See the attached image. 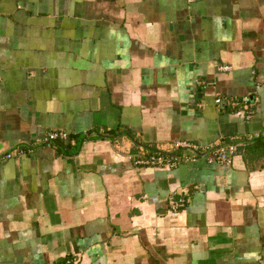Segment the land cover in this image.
Returning a JSON list of instances; mask_svg holds the SVG:
<instances>
[{
	"label": "crops",
	"instance_id": "crops-1",
	"mask_svg": "<svg viewBox=\"0 0 264 264\" xmlns=\"http://www.w3.org/2000/svg\"><path fill=\"white\" fill-rule=\"evenodd\" d=\"M177 140L235 152L130 160ZM70 256L264 264V0H0V264Z\"/></svg>",
	"mask_w": 264,
	"mask_h": 264
},
{
	"label": "built area",
	"instance_id": "built-area-1",
	"mask_svg": "<svg viewBox=\"0 0 264 264\" xmlns=\"http://www.w3.org/2000/svg\"><path fill=\"white\" fill-rule=\"evenodd\" d=\"M221 70H229L227 66L220 67ZM198 85L204 86L207 83L203 81L197 82ZM255 100L250 95H244L240 98H215V106L221 109L241 112L243 118L248 121L252 117V107ZM69 141V134L62 130H52L47 132L44 138V144H59ZM73 143V142H71ZM235 152V146L232 144H221L208 147H200L189 141L177 140L166 144L156 145L154 148L147 149L138 148V152L130 156V160L134 166L141 168H156L164 170H172L180 164L193 162L198 158H204L208 163L217 165H228L231 162V155ZM20 151V154H23ZM11 155H6L10 158ZM188 198H174L173 195L168 196L167 206L171 212H176L185 208ZM60 264H81L79 257L70 256L64 258Z\"/></svg>",
	"mask_w": 264,
	"mask_h": 264
},
{
	"label": "trees",
	"instance_id": "trees-1",
	"mask_svg": "<svg viewBox=\"0 0 264 264\" xmlns=\"http://www.w3.org/2000/svg\"><path fill=\"white\" fill-rule=\"evenodd\" d=\"M69 144V143H68Z\"/></svg>",
	"mask_w": 264,
	"mask_h": 264
}]
</instances>
